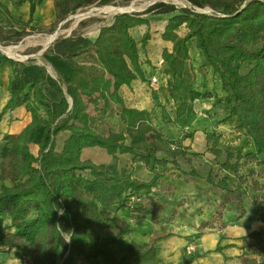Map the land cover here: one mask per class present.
<instances>
[{"label":"trees","instance_id":"1","mask_svg":"<svg viewBox=\"0 0 264 264\" xmlns=\"http://www.w3.org/2000/svg\"><path fill=\"white\" fill-rule=\"evenodd\" d=\"M42 1L32 0L30 18L16 23L31 26L37 4ZM117 1L55 0L53 28L89 6ZM187 1L192 9L158 0L142 11L116 13L111 22L100 26L95 39L76 30L54 40L50 51L71 70L61 82L46 76L61 98L51 101L39 78L27 82L19 94L31 121L21 133L4 135L0 144L1 177L13 182L0 190V245L23 253L30 248L29 264H76L79 256L92 264H162L154 244L132 240L121 254L117 252L133 229L116 214L122 208L150 212L144 202L160 179L158 174L151 180L136 177L133 162L139 160L155 167L172 161L177 165V157L188 154L183 141L193 135L184 132L177 139L171 137L175 156L159 157L166 131L155 123L153 111L128 106L122 95V88L136 79L149 80L151 84L153 76L147 79L142 66L149 59H141L152 38L146 14H173L162 33L172 48H163L159 59L169 66L173 79L183 78L191 48L198 49L202 66L210 70L223 97L228 99V114L218 122L238 120L236 128L243 129V134L253 140L255 149L248 152L225 149L222 135L209 132L207 151L215 156L224 175L216 181L210 170L207 181L217 193H237L235 198L243 206L240 213L246 212V199L251 201L264 225V182L260 179L264 171V0ZM129 2L121 0L122 4ZM141 26L147 29L137 37L134 32ZM27 34L26 30L1 28L0 42L4 43L0 45L18 43ZM0 60L9 62L13 76H18L22 68L19 62L1 50ZM213 96L218 97L216 89H191L188 93L191 102ZM187 108L188 101L182 99L177 104L176 117H168L165 123H177ZM113 112L121 117L126 130L102 132L96 119ZM162 112L166 113L165 107ZM88 147L105 149L112 156L111 162L83 159V150ZM193 156L202 158L203 154ZM189 174L200 176L193 168ZM42 191L44 196H40ZM60 228L72 238L71 243H65ZM86 237L91 238V244ZM247 239L250 241L243 248L255 246L264 251L262 230L252 231L244 237ZM231 246L234 245L218 244L215 251ZM205 254L195 253L181 262L166 264H192ZM239 259L241 264H264V258L245 252Z\"/></svg>","mask_w":264,"mask_h":264},{"label":"crops","instance_id":"2","mask_svg":"<svg viewBox=\"0 0 264 264\" xmlns=\"http://www.w3.org/2000/svg\"><path fill=\"white\" fill-rule=\"evenodd\" d=\"M31 2L32 0H0V29L4 28L7 31L13 28L28 32L21 41L15 43L16 45L24 41L26 37L32 35L53 34L61 26L67 32L64 35L69 36L73 31H79V29L87 28L89 25L90 19H80L78 22L70 24L69 19L72 16L70 15L54 29L53 25L56 21L55 0H43L37 4L31 26L18 25L16 23L17 20L22 19L27 21L30 18ZM2 5L8 9L9 14L4 11ZM172 15V13L144 15L150 19L152 38L146 49L143 50L144 59H149V63L145 62L142 66L145 70L146 78L157 76L159 83L157 86L151 87L152 84H150L149 80L142 81L141 79H136L130 85H125L122 88V95L127 105L153 111L154 116L161 115L162 117L163 112H160V109L165 107L167 111H171V108H174L181 99L187 100V112L177 121L178 125L177 123H168L161 126L159 124L162 128L165 125H172L176 128L175 130H179V133L175 132L174 129L172 131L174 132L172 138L175 139L181 137L184 133V131H181V126L187 130L186 132L193 133L191 137L183 141V145L186 147L188 153L187 158H193V153H202L203 159L209 157V155L215 159V156L207 151V134L213 131L222 135L221 143L223 146V142L229 141L240 144L241 147L246 146L244 138L240 139L238 136L245 133L243 129L236 128L238 120L232 119L226 123L218 122L228 114L226 108L228 99L223 97V93L218 88L217 81L213 79L210 70H206L202 66L203 57L200 55L198 49L191 48V57L186 63L182 79L174 80L169 66L165 63L159 64L163 48H172V43L162 38V33ZM80 23H83V25H80ZM32 26L40 29L36 30L31 28ZM99 29L100 27L94 37H91L88 32H82V34L95 39ZM146 29V26L137 28L141 35ZM184 31L185 29L183 28L182 33ZM0 43L3 44L4 42ZM53 43L54 37L48 38L44 44L42 43V48L38 50L41 58L46 61L45 65H42L36 59L27 62L21 61L19 63L22 65V68L17 77L13 76L12 65L9 62L0 60V79L2 80L0 88V144L4 135L21 133L31 121V115L25 109L23 96L19 94L27 82L39 78L42 80L43 91L51 101H58L61 98L62 95L50 86L46 76L50 75L61 82L68 78L71 70L64 60L50 51ZM28 48L27 53L36 52V49L31 46ZM141 59L143 60V57ZM159 72L162 73V76H159ZM167 87L168 100L163 95ZM191 89L197 91H212L216 89L218 97L196 99L194 102H191L188 98V93ZM184 90H187L186 94L181 93ZM171 115L174 119L173 113ZM113 116L116 115L109 113L106 115L107 120ZM118 118L120 119L119 122L125 126L121 117L119 116ZM154 121L158 124L156 118H154ZM246 136L248 140H251L253 145L252 150H254L255 145L253 140L248 135ZM243 151L245 152V150ZM82 158L90 159L96 163H110L112 160V156L100 147L85 148ZM136 168L138 169V167ZM198 173L200 175V172ZM135 176L138 177L136 174ZM12 184L11 180L1 177L0 169V190L3 185L11 186ZM145 204L146 201L144 202V206H147L150 212H130L127 208H122L116 214L118 218H122L130 224L133 229L122 240L123 248L132 240L140 243L154 244L158 248V255L162 259V264L170 262L178 263L195 253L206 254L197 258L192 264H241L239 256L243 252L258 259L264 258V251L257 249L255 246L242 247L244 243L250 241L249 239L244 240V237L252 231L262 230L264 236V225L258 220L253 209V204L248 199L244 202L245 213H239L234 204L226 203L225 208L221 210L222 214L216 217H209L208 214L198 216L197 213H191L189 216L179 215L171 217L173 220L170 218L166 219V217L158 218L159 216L153 213L154 211L151 209V206ZM214 208H217V206L215 205ZM6 223L9 224L10 221L7 220ZM218 244H233L234 246L226 247L223 251L218 252L215 251ZM189 245L194 247L192 252L187 251ZM24 253L17 248L7 250L4 246L0 245V264H29L28 260L23 256ZM76 264L92 263L79 256L76 257Z\"/></svg>","mask_w":264,"mask_h":264},{"label":"rangeland","instance_id":"3","mask_svg":"<svg viewBox=\"0 0 264 264\" xmlns=\"http://www.w3.org/2000/svg\"><path fill=\"white\" fill-rule=\"evenodd\" d=\"M166 1L170 2L169 0ZM153 3L154 0H131V2H129L128 4H122L121 0H118L116 3L105 6L94 4L73 14L69 21L70 24H74L80 19H90L88 27L84 29H79V32H88L91 37H94L96 35V32L98 31V28L104 24L111 22L112 18L116 13H120L126 10L142 11L144 8L150 6ZM57 31L58 36L67 33L62 26ZM134 35L140 37L139 35H141V33L139 30H137L136 32H134ZM55 36L56 31L53 34L49 35H32L26 37L24 41L17 45L11 44L8 45V47L2 45L3 47H1L0 50L6 52L10 56L9 58L17 62H27L32 59H36L37 61H40L42 65H45L46 61L41 58L38 50L42 48V43L44 44V42L47 41L48 38H53ZM29 46L36 49V52L27 53ZM158 74L159 76H162L161 72H159ZM167 92L168 87L164 90L163 93L164 98H167L166 100H168ZM181 93L186 94L187 90H184V92L181 91ZM172 106L174 107V105ZM176 107L177 104L174 108H171V111L166 110V113H164L162 117L161 115H158L156 117L157 122L158 124H160V126L163 124H168L163 123V121L165 122L168 117H171V113H173V116L176 117ZM90 111L92 114L95 113L93 107H90ZM160 112H162V109H160ZM112 114H115L116 116L111 117L109 120H107L108 118L106 116L104 117V119H96V124L98 125L99 129H101L102 132H106L107 130L125 131V126H123L121 122H119V115L115 112H113ZM163 129L166 131V137L168 139L166 138L163 150L159 151L157 155L159 157H167L172 159L175 156V153L172 148L174 145L170 142V139L174 134V132H172L173 129L175 130L176 128L172 125H165L163 126ZM181 131L186 132L187 130H185L184 127L181 126ZM175 132L179 133V130H175ZM238 136L240 137V139L242 137L244 138L246 146L241 147L240 144L232 143L231 141H229L223 142V147L225 149L230 148L233 150H237L239 149V147H241V149L245 150V152L251 151L253 147L251 140H248L245 134H239ZM238 136L236 135V137ZM128 157L132 158L133 155H128ZM224 159L225 155H222L220 157V160L223 161ZM177 162V165H174L171 161L167 165H157L155 167L145 166L139 160L133 162L134 167H138V169H134V174H136L140 179L151 180L156 174L160 175L158 185L153 188L151 195L146 197L145 200V205L151 206V209H153L154 211L153 213H156L159 216L158 218L166 217V219L170 218L171 220H173L171 217H177L179 215L189 216L191 213H197L198 216L201 214H208L209 217H216L222 214L221 210L225 208V205H227L226 203L234 204L235 208H237V211L240 213L243 206H241L240 202L237 201V199L235 198L237 197V193L227 191L217 193L213 189V186L208 183L207 177L210 170L213 171V175L216 181H218L220 177L224 175V172L219 169V165L215 163L214 158H212L211 155L204 159L201 157L187 158L186 156L181 155L177 157ZM192 168L200 172L199 177L189 174ZM24 178H27V176H25ZM260 179L264 182V171L260 173ZM43 193L44 191H42V194H40V196H44ZM215 205L217 206V208H214ZM84 239L89 244L92 243L91 238L86 237ZM26 250L27 253L25 255V258L29 261V253L31 249L28 248ZM122 251L123 246L121 243V246L117 248V252L121 254Z\"/></svg>","mask_w":264,"mask_h":264},{"label":"built area","instance_id":"4","mask_svg":"<svg viewBox=\"0 0 264 264\" xmlns=\"http://www.w3.org/2000/svg\"><path fill=\"white\" fill-rule=\"evenodd\" d=\"M156 1H158V0H155L154 2H156ZM163 1H166V0H163ZM170 2H172V3H174V4H176L178 7H187V8H191L192 9V5L187 1V0H169ZM196 10H200V9H196ZM127 12H132V11H134V10H126ZM72 17V16H71ZM58 37V31L56 32V36L54 37V40L56 39ZM1 47H3V46H1L0 45V49H1ZM6 47V46H5ZM8 47V46H7ZM2 51V53H4L5 55H7L8 57H10L6 52H3V50H1ZM163 62H164V60L163 59H161L160 61H159V64H163ZM158 83H159V79H158V77L157 76H153L152 77V79H151V86L153 87V86H156V85H158ZM134 201H136V200H139V199H133ZM193 249H194V247L193 246H191V245H189L188 247H187V251L188 252H192L193 251Z\"/></svg>","mask_w":264,"mask_h":264},{"label":"clouds","instance_id":"5","mask_svg":"<svg viewBox=\"0 0 264 264\" xmlns=\"http://www.w3.org/2000/svg\"><path fill=\"white\" fill-rule=\"evenodd\" d=\"M57 226H59V225H57ZM60 231H61V235H62L65 243H71L72 238L70 236L65 235V232L61 228H60Z\"/></svg>","mask_w":264,"mask_h":264},{"label":"bare ground","instance_id":"6","mask_svg":"<svg viewBox=\"0 0 264 264\" xmlns=\"http://www.w3.org/2000/svg\"><path fill=\"white\" fill-rule=\"evenodd\" d=\"M111 8V7H110ZM81 15V14H80ZM83 16V15H82ZM48 44V43H47ZM25 58V57H24Z\"/></svg>","mask_w":264,"mask_h":264}]
</instances>
